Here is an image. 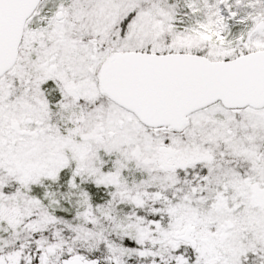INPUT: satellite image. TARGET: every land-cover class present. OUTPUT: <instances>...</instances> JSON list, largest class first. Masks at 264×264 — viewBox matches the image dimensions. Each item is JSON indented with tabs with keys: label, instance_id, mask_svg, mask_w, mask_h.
I'll use <instances>...</instances> for the list:
<instances>
[{
	"label": "snow or ice",
	"instance_id": "obj_1",
	"mask_svg": "<svg viewBox=\"0 0 264 264\" xmlns=\"http://www.w3.org/2000/svg\"><path fill=\"white\" fill-rule=\"evenodd\" d=\"M0 264H264V0H0Z\"/></svg>",
	"mask_w": 264,
	"mask_h": 264
}]
</instances>
